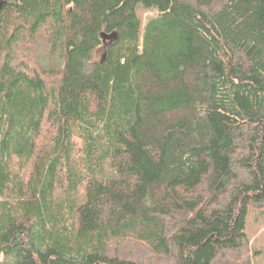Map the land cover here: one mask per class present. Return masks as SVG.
<instances>
[{"label":"trees","instance_id":"obj_1","mask_svg":"<svg viewBox=\"0 0 264 264\" xmlns=\"http://www.w3.org/2000/svg\"><path fill=\"white\" fill-rule=\"evenodd\" d=\"M0 1V264H255L264 0Z\"/></svg>","mask_w":264,"mask_h":264},{"label":"rangeland","instance_id":"obj_2","mask_svg":"<svg viewBox=\"0 0 264 264\" xmlns=\"http://www.w3.org/2000/svg\"><path fill=\"white\" fill-rule=\"evenodd\" d=\"M139 18L144 26L151 18L157 15V11H147L144 8H140L138 11ZM102 52L99 53L101 58ZM246 233L251 241L253 250L260 252V255L255 260V264L264 263V209L261 210H250L247 222H246Z\"/></svg>","mask_w":264,"mask_h":264},{"label":"water","instance_id":"obj_3","mask_svg":"<svg viewBox=\"0 0 264 264\" xmlns=\"http://www.w3.org/2000/svg\"><path fill=\"white\" fill-rule=\"evenodd\" d=\"M6 4L7 3L5 1H0V12ZM101 37L104 43V55L102 57V63H104L107 59L106 51L110 46H113L115 44L117 40V34H113V35L102 34Z\"/></svg>","mask_w":264,"mask_h":264}]
</instances>
